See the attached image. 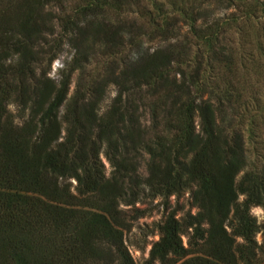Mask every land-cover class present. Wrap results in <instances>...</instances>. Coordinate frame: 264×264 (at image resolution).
I'll list each match as a JSON object with an SVG mask.
<instances>
[{"label": "trees", "instance_id": "16d2710c", "mask_svg": "<svg viewBox=\"0 0 264 264\" xmlns=\"http://www.w3.org/2000/svg\"><path fill=\"white\" fill-rule=\"evenodd\" d=\"M70 2L0 0V264H136L121 206L157 198L144 264H264V0Z\"/></svg>", "mask_w": 264, "mask_h": 264}, {"label": "rangeland", "instance_id": "374dc122", "mask_svg": "<svg viewBox=\"0 0 264 264\" xmlns=\"http://www.w3.org/2000/svg\"><path fill=\"white\" fill-rule=\"evenodd\" d=\"M70 4H71L70 0H57V3L53 4L50 7V10L55 13H60L62 9L69 7ZM71 59H72L71 50L68 47H66L63 53L51 65V68L49 70V77L56 81L59 80L61 71L66 67V65L68 64V62L71 61ZM99 63L100 62H95L93 66L89 69V71H93L96 68H99L100 67L98 66ZM77 79H78V75H75L73 79V83L71 85L69 97L73 96L76 90ZM116 95H117V91L115 87H111L109 89V94L105 102L102 104V113L109 108L112 100L115 98ZM262 103H264L263 99H262ZM9 110L13 114L18 113V108L15 104H12L9 107ZM63 111L64 109H62V114ZM147 111L148 109L145 111L143 123L144 125L149 126L151 121ZM251 149L252 151H254L253 150L254 147H251ZM144 158L145 160L143 159L144 162L142 161L143 164L140 168L139 174L143 178H147L148 172L146 169V163L148 157L145 156ZM100 159L105 166L106 176L110 177L113 169L110 163L108 162L107 158L105 157L103 151L100 156ZM169 203H170V209L180 210V212L177 215V218H181L189 211H191L193 214L196 212V209H194L192 205V198L190 192L184 193L183 196H181L180 198H177L175 196L171 197ZM121 209L123 211V218L125 222L128 225H130V230L126 232V236H125L126 246L128 247V250L132 255L135 263L144 264L149 257V252L153 244H155L160 238L159 227L163 224L166 215L169 211L167 212L165 210L164 203L161 198H157L154 201L145 199L143 200V202H140L132 207L122 205ZM138 212H144L145 215L141 218L136 219L137 218L136 215ZM251 214L257 219L259 224L264 223V210L262 208H258V207L253 208ZM257 240L259 241V243H261L262 236L258 235ZM183 241L186 244L187 238L184 237Z\"/></svg>", "mask_w": 264, "mask_h": 264}]
</instances>
